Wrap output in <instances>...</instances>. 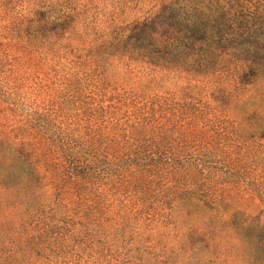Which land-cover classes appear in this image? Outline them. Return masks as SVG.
Here are the masks:
<instances>
[{
  "label": "rangeland",
  "instance_id": "1",
  "mask_svg": "<svg viewBox=\"0 0 264 264\" xmlns=\"http://www.w3.org/2000/svg\"><path fill=\"white\" fill-rule=\"evenodd\" d=\"M169 1L0 0V142H17L25 150L33 139L38 146L47 140L56 145L62 124L73 140L82 134L125 137L134 124L126 108L161 102L166 113L156 123L161 129L168 124L165 130L175 140L211 142L219 166L213 191L264 229V132L252 129L255 119L243 115L247 101H253L247 106L252 109L264 97V72L248 76L244 60L229 53L203 71L156 65L117 45ZM47 4L73 16L71 25L53 36L37 32L29 21ZM154 31L158 38L164 30ZM203 156L212 162L209 153ZM43 164L41 194L52 204L56 197L49 179L56 167L52 161ZM16 199L14 191L0 186L1 264H245L236 234L210 223L224 214L190 210L192 218L202 219L198 228L184 217L151 224L135 220L122 234L106 224L108 232L93 239L77 225L61 250L41 238L35 245L26 242L18 229L25 212ZM185 229L207 242L195 249ZM205 251V259L193 261Z\"/></svg>",
  "mask_w": 264,
  "mask_h": 264
},
{
  "label": "trees",
  "instance_id": "2",
  "mask_svg": "<svg viewBox=\"0 0 264 264\" xmlns=\"http://www.w3.org/2000/svg\"><path fill=\"white\" fill-rule=\"evenodd\" d=\"M29 21L37 32L44 29L53 36L67 29L73 16L47 4ZM158 27L164 31L157 38ZM117 45L151 64H179L197 71L213 68L229 53L244 60L248 76H256L264 72V0H170ZM258 99L264 102V97ZM261 101L251 109L249 100L243 110L244 117L255 119L251 126L257 133L264 132ZM161 105L145 101L126 108L127 119L133 118L134 124L125 137L82 134L73 140L70 128L62 124V139L56 145L47 140L40 147L33 139L25 150L17 142H0V186L14 191L25 212L18 229L26 242L35 245L41 238L65 250L77 225L90 231L93 239L108 232L106 224L122 234L135 220L151 224L155 219L184 217L198 228L202 219L189 212L201 210L226 215L210 223L225 225L236 234L245 264H264L260 221H248L242 209L213 191L219 166L211 142L170 137L168 124L161 129L156 123L166 113ZM205 152L212 162L204 160ZM48 161L56 167L49 179L56 197L52 204L41 194L46 174L40 165ZM172 225L179 229L175 221ZM187 231L195 249L207 242L196 230ZM205 253L193 261L205 259Z\"/></svg>",
  "mask_w": 264,
  "mask_h": 264
}]
</instances>
